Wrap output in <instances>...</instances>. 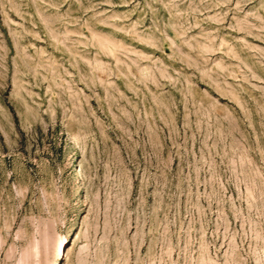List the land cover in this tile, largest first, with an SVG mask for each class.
<instances>
[{
    "label": "rangeland",
    "instance_id": "374dc122",
    "mask_svg": "<svg viewBox=\"0 0 264 264\" xmlns=\"http://www.w3.org/2000/svg\"><path fill=\"white\" fill-rule=\"evenodd\" d=\"M56 261L264 264V0H0V264Z\"/></svg>",
    "mask_w": 264,
    "mask_h": 264
},
{
    "label": "bare ground",
    "instance_id": "6f19581e",
    "mask_svg": "<svg viewBox=\"0 0 264 264\" xmlns=\"http://www.w3.org/2000/svg\"><path fill=\"white\" fill-rule=\"evenodd\" d=\"M66 238L67 237H62L61 238V244L60 245H58V247L55 249V256H56V260H58V258H60L61 256H63L64 254H65V249L62 247V243L64 242V241H66ZM54 264H55V262H54ZM56 264H59V262L58 261H56Z\"/></svg>",
    "mask_w": 264,
    "mask_h": 264
}]
</instances>
